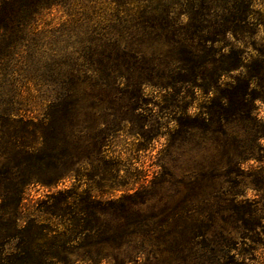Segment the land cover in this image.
<instances>
[{
	"label": "trees",
	"instance_id": "16d2710c",
	"mask_svg": "<svg viewBox=\"0 0 264 264\" xmlns=\"http://www.w3.org/2000/svg\"><path fill=\"white\" fill-rule=\"evenodd\" d=\"M53 7L63 21L45 22ZM262 7L264 0H0V264L123 262L89 250L59 253L82 234L114 242L136 236L126 215L119 228L106 224L143 186L130 191L106 145L142 108L147 87L179 97L186 87L202 89L215 94L217 120H251L254 103H264ZM28 91L40 113L27 109ZM248 130L254 142L264 138ZM81 175L97 189H80ZM69 178L80 182L26 198L30 185ZM31 209L68 214L64 230L56 233Z\"/></svg>",
	"mask_w": 264,
	"mask_h": 264
},
{
	"label": "rangeland",
	"instance_id": "374dc122",
	"mask_svg": "<svg viewBox=\"0 0 264 264\" xmlns=\"http://www.w3.org/2000/svg\"><path fill=\"white\" fill-rule=\"evenodd\" d=\"M261 10L264 14V7ZM64 18L61 7L45 13V22L51 24ZM229 79L223 77L222 85ZM32 96L28 91L24 97L35 115L42 105ZM213 96L188 87L181 97L145 88L142 108L115 127L116 137L104 152L120 167L130 191L143 181L139 193L127 202V211L105 218L107 226L118 228L126 218L134 220L136 236L114 242L82 234L72 251L59 253L75 258L89 250L93 257L124 260L111 264H264V138L254 142L248 130L264 135V103H254L251 120L219 121ZM79 178L80 189L89 183L97 189L87 175ZM80 181L30 185L26 198L42 199ZM29 214L58 234L68 217L39 215L32 209ZM83 244L87 246L79 249Z\"/></svg>",
	"mask_w": 264,
	"mask_h": 264
}]
</instances>
